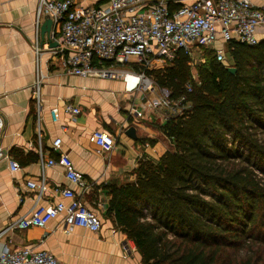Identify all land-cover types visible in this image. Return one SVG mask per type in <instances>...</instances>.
<instances>
[{
    "label": "crops",
    "instance_id": "crops-1",
    "mask_svg": "<svg viewBox=\"0 0 264 264\" xmlns=\"http://www.w3.org/2000/svg\"><path fill=\"white\" fill-rule=\"evenodd\" d=\"M73 1L85 9L110 4V0ZM193 1L169 0V8L175 12ZM250 1L264 7V0ZM49 19L39 16L38 0H0V254L32 248L50 252L61 264H142L134 241L107 211L112 186L134 182V171L141 161L158 160L173 149L162 131L171 111L149 107L166 89L156 86L154 92L130 93L122 77L72 74L65 59L49 51L55 47L51 43L54 25L47 26ZM219 42L216 49L223 48L228 61L229 44L220 37ZM37 45L44 51L41 57L35 52ZM213 49L197 47L194 64L204 62V54L215 52ZM131 66L116 65L119 70L135 71ZM163 67L154 64L151 69ZM40 74L45 78L39 109L33 91ZM67 105L78 108L80 114L67 113ZM53 109H57V120ZM131 128L135 138L128 134ZM96 131L113 143L112 151L101 150L93 137ZM57 139L61 144L55 148ZM9 159L18 162L21 169L11 172ZM49 160L55 165L44 166ZM68 165L83 174L85 188L67 179ZM29 180L37 184L45 181L48 189L40 203L44 207L59 201L71 203L56 189L72 190L100 218V231L74 227L67 232L62 216L45 228L6 231L9 224L29 216L35 207L37 192L27 187Z\"/></svg>",
    "mask_w": 264,
    "mask_h": 264
},
{
    "label": "trees",
    "instance_id": "trees-1",
    "mask_svg": "<svg viewBox=\"0 0 264 264\" xmlns=\"http://www.w3.org/2000/svg\"><path fill=\"white\" fill-rule=\"evenodd\" d=\"M215 54L146 70L177 104L162 127L173 149L112 186L107 211L142 264H264V39Z\"/></svg>",
    "mask_w": 264,
    "mask_h": 264
},
{
    "label": "built area",
    "instance_id": "built-area-1",
    "mask_svg": "<svg viewBox=\"0 0 264 264\" xmlns=\"http://www.w3.org/2000/svg\"><path fill=\"white\" fill-rule=\"evenodd\" d=\"M39 16L47 15L54 25L49 48L52 55L65 59V67L72 74L102 78H124L126 90L130 93H150L156 89L154 80L146 74L154 64L164 66L172 62L177 54L194 58L197 47L211 48L216 52L217 61H227L223 48L215 44L219 37L224 44L237 42L254 46L264 39V7H256L250 0H194L175 12L169 8V0H110L106 8H80L73 0H38ZM261 32V34H260ZM260 34V35H259ZM38 57L44 53L37 45ZM110 64V66H106ZM139 65V71L119 70L116 65ZM45 76L38 77L34 86V98L40 109L41 88ZM163 96L150 101L152 109L174 111L177 106L170 98L168 90ZM52 115L58 119L57 109ZM66 112L79 115L80 110L72 105ZM103 152H110L114 145L105 134L96 131L93 135ZM61 140L54 141L58 148ZM2 155V154H1ZM0 155V157H1ZM44 166H54L55 161L44 162ZM11 172L21 169L18 162L9 159ZM67 179L74 185L85 188L83 174L72 165L67 166ZM27 187L37 192L35 207L29 216L9 224L6 231L25 230L31 227L45 228L59 216L67 232L74 227L98 233L102 222L70 189H56L71 203L59 201L55 206L44 207L41 200L48 187L45 181L40 184L29 180ZM0 264H61L50 252L23 248L5 251L0 254Z\"/></svg>",
    "mask_w": 264,
    "mask_h": 264
},
{
    "label": "water",
    "instance_id": "water-1",
    "mask_svg": "<svg viewBox=\"0 0 264 264\" xmlns=\"http://www.w3.org/2000/svg\"><path fill=\"white\" fill-rule=\"evenodd\" d=\"M50 25H52V21L49 19V22L47 23V26L49 27ZM50 31V30H49ZM53 46H55V44H53ZM230 71L232 73H234L236 71L235 68H230ZM128 134L132 137L135 138V129L131 128L128 132Z\"/></svg>",
    "mask_w": 264,
    "mask_h": 264
},
{
    "label": "rangeland",
    "instance_id": "rangeland-1",
    "mask_svg": "<svg viewBox=\"0 0 264 264\" xmlns=\"http://www.w3.org/2000/svg\"><path fill=\"white\" fill-rule=\"evenodd\" d=\"M259 39L261 40V38L259 37ZM220 42H219V40H218V44H217V46L218 47H220ZM208 52V51H207ZM227 56H229V55H227ZM126 68V67H125ZM125 68H123V69H125ZM126 69H129V68H126ZM124 71H131V70H124ZM258 254H264V245H262V247H261V250H259L258 252H257Z\"/></svg>",
    "mask_w": 264,
    "mask_h": 264
}]
</instances>
